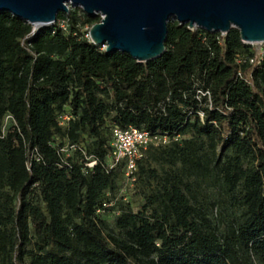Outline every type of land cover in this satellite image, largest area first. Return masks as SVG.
<instances>
[{"label": "trees", "instance_id": "trees-1", "mask_svg": "<svg viewBox=\"0 0 264 264\" xmlns=\"http://www.w3.org/2000/svg\"><path fill=\"white\" fill-rule=\"evenodd\" d=\"M100 21L0 13V264H264V44L170 19L139 64L82 33ZM129 127L169 142L138 163V212L117 197L126 164L109 168Z\"/></svg>", "mask_w": 264, "mask_h": 264}, {"label": "water", "instance_id": "water-1", "mask_svg": "<svg viewBox=\"0 0 264 264\" xmlns=\"http://www.w3.org/2000/svg\"><path fill=\"white\" fill-rule=\"evenodd\" d=\"M67 4L101 17L89 31L93 44L107 53H126L139 64L166 53L170 19L224 36L235 28L245 44H264V0H0V13L47 28L70 12Z\"/></svg>", "mask_w": 264, "mask_h": 264}, {"label": "built area", "instance_id": "built-area-1", "mask_svg": "<svg viewBox=\"0 0 264 264\" xmlns=\"http://www.w3.org/2000/svg\"><path fill=\"white\" fill-rule=\"evenodd\" d=\"M63 28L67 29V27ZM251 62L254 61L252 60ZM72 117V114H70L69 111H66L59 118L60 125L65 127ZM9 124L16 125L15 119L11 115H7L4 121L3 132H6L5 130ZM113 129V139L111 142L112 151L109 156V168L112 169L124 162L126 164L125 174L127 179L131 182H135L138 163L142 161L149 147L151 145L157 146L167 143L168 139L158 135L154 136L146 129L141 130L133 127H129L126 130L121 128ZM70 148H74V146H71ZM68 149L69 148L62 149L61 152L66 153ZM96 164L97 161H93L87 165L89 168H93Z\"/></svg>", "mask_w": 264, "mask_h": 264}, {"label": "rangeland", "instance_id": "rangeland-1", "mask_svg": "<svg viewBox=\"0 0 264 264\" xmlns=\"http://www.w3.org/2000/svg\"><path fill=\"white\" fill-rule=\"evenodd\" d=\"M77 7H74L71 4H68V8H70V11L76 9ZM78 8H80V7H78ZM80 15H81V13H80ZM60 23H61L62 28L67 27V23H65L64 21H62ZM90 30H91L90 27H87V26L83 27L82 33L89 32ZM254 47H261V45H254ZM104 49H105V47H104ZM86 141H87V139H86ZM163 145H169V142L167 141V143H163ZM117 197H118V199L122 200L124 203L131 204L133 207V210L135 212H138L140 209V206L143 205V203H144L143 189H141L140 184L136 183V182H131L126 177H125V181L123 182V186L121 187V190L118 193ZM220 210L225 212V210L221 206L219 208H217V212L219 213ZM118 212L119 211H117V210H115L113 212L102 211L101 217H102V219L108 221L110 223L111 227L114 228V226H115V220L114 219L117 216ZM215 213H216V211L214 212V214Z\"/></svg>", "mask_w": 264, "mask_h": 264}, {"label": "bare ground", "instance_id": "bare-ground-1", "mask_svg": "<svg viewBox=\"0 0 264 264\" xmlns=\"http://www.w3.org/2000/svg\"><path fill=\"white\" fill-rule=\"evenodd\" d=\"M68 5V4H67Z\"/></svg>", "mask_w": 264, "mask_h": 264}]
</instances>
